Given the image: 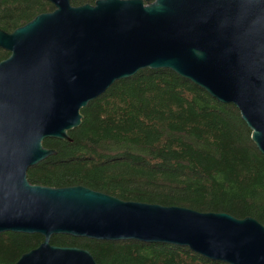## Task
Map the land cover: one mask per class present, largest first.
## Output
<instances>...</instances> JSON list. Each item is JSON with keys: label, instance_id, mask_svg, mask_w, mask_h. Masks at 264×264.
I'll return each mask as SVG.
<instances>
[{"label": "water", "instance_id": "obj_1", "mask_svg": "<svg viewBox=\"0 0 264 264\" xmlns=\"http://www.w3.org/2000/svg\"><path fill=\"white\" fill-rule=\"evenodd\" d=\"M0 28V234L43 240L14 264H97L53 235L188 248L225 264H264V225L226 212L124 201L82 185L31 184L27 168L72 142L81 109L113 82L167 68L233 104L264 156V0H96Z\"/></svg>", "mask_w": 264, "mask_h": 264}, {"label": "trees", "instance_id": "obj_2", "mask_svg": "<svg viewBox=\"0 0 264 264\" xmlns=\"http://www.w3.org/2000/svg\"><path fill=\"white\" fill-rule=\"evenodd\" d=\"M53 9L47 0H0V28L12 32ZM8 55L0 48V61ZM81 114V124L68 132L72 142L43 140L56 153L27 168L29 183L82 185L124 201L226 212L264 225V156L233 104L170 69L145 68L113 82ZM42 240L1 233L0 264H14ZM49 242L87 249L97 264H225L188 248L137 240L53 235Z\"/></svg>", "mask_w": 264, "mask_h": 264}]
</instances>
